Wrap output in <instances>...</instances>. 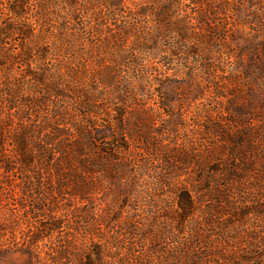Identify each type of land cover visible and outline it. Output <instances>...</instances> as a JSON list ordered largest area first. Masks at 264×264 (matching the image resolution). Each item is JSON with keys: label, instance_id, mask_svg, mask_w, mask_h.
Listing matches in <instances>:
<instances>
[{"label": "rangeland", "instance_id": "374dc122", "mask_svg": "<svg viewBox=\"0 0 264 264\" xmlns=\"http://www.w3.org/2000/svg\"><path fill=\"white\" fill-rule=\"evenodd\" d=\"M49 9L40 63L60 92L18 62L0 73V91L18 85L0 95V264H264V0ZM44 121L63 130L54 162L22 171L19 139L34 151Z\"/></svg>", "mask_w": 264, "mask_h": 264}, {"label": "trees", "instance_id": "16d2710c", "mask_svg": "<svg viewBox=\"0 0 264 264\" xmlns=\"http://www.w3.org/2000/svg\"><path fill=\"white\" fill-rule=\"evenodd\" d=\"M69 3H77L79 0H66ZM54 0H0V73H5L6 70H9L14 63L26 66V75L31 76L32 81L30 82L33 87H42L50 88L59 93L58 85L63 74H50L49 69L41 64L42 60H45L51 52L48 47V30L47 28L50 25V17L48 16L49 8ZM65 19V18H64ZM45 44V45H44ZM39 62V63H38ZM34 68V69H33ZM53 79H51V76ZM15 89H18V85L14 87H8L5 91H0L2 95L1 99L4 97L5 101H8L10 105L14 104ZM3 92V94L1 93ZM24 102H26L24 100ZM24 104V103H23ZM55 105V113L60 114ZM48 120V119H47ZM39 123L34 126L36 136L39 137L38 145L34 151L29 149V142L32 143L31 133L25 134L23 137H17L19 139V149L20 154L17 160L19 169H25L26 166L34 164V158L48 156L49 161L54 160V154L49 149L48 144H54V137L57 138L62 136L63 130L60 127L54 126L51 127L49 131H45L47 128L46 123ZM59 124V123H58ZM57 124V125H58ZM48 126V125H47ZM79 132V137L85 145L91 147L90 149L96 148L95 144L90 139L89 135H83L80 127H76ZM2 129H0L1 131ZM52 130V131H51ZM2 135L0 133V158L3 155V143ZM36 137V138H37ZM41 137V138H40ZM40 141L45 142V145H42ZM59 148L62 143H56ZM87 146H77L76 151L84 152L82 155L78 154L75 156L77 163L80 164L84 170L91 168L95 160L93 155V150L88 153L85 152L84 147ZM75 147V146H74ZM73 147V148H74ZM74 150V151H75ZM106 152V151H105ZM63 160L67 164H72L71 160L67 157H63ZM54 162V161H53ZM5 170H11L13 167L11 162L3 160L2 163ZM50 167H53L55 170L60 168L59 163L56 165L54 163H49ZM89 170V169H88ZM78 180H81L80 183L87 185L86 178L83 175L77 176ZM29 180H31L29 178ZM181 207L184 209V206L181 204ZM57 225H53L52 229L57 228ZM82 264H92L90 257H84L82 259Z\"/></svg>", "mask_w": 264, "mask_h": 264}]
</instances>
